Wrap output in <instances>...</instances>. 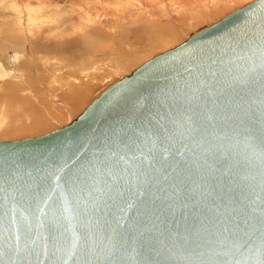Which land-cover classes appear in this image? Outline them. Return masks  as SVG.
Returning <instances> with one entry per match:
<instances>
[{"label": "water", "instance_id": "95a60500", "mask_svg": "<svg viewBox=\"0 0 264 264\" xmlns=\"http://www.w3.org/2000/svg\"><path fill=\"white\" fill-rule=\"evenodd\" d=\"M261 3L0 139V264H262Z\"/></svg>", "mask_w": 264, "mask_h": 264}, {"label": "rangeland", "instance_id": "374dc122", "mask_svg": "<svg viewBox=\"0 0 264 264\" xmlns=\"http://www.w3.org/2000/svg\"><path fill=\"white\" fill-rule=\"evenodd\" d=\"M250 1L0 0V139L67 123L101 84Z\"/></svg>", "mask_w": 264, "mask_h": 264}, {"label": "snow or ice", "instance_id": "6c2138e0", "mask_svg": "<svg viewBox=\"0 0 264 264\" xmlns=\"http://www.w3.org/2000/svg\"><path fill=\"white\" fill-rule=\"evenodd\" d=\"M261 10H264V3H261L259 6H258ZM260 25H261V40L262 42H264V11H262L261 13V17H260ZM69 181H71L73 178L71 176H69ZM262 264H264V262H262Z\"/></svg>", "mask_w": 264, "mask_h": 264}, {"label": "bare ground", "instance_id": "6f19581e", "mask_svg": "<svg viewBox=\"0 0 264 264\" xmlns=\"http://www.w3.org/2000/svg\"><path fill=\"white\" fill-rule=\"evenodd\" d=\"M3 26H5V28H8V24H4ZM81 90V89H80ZM78 91V90H77ZM83 91H85V90H83ZM87 91V90H86ZM79 93V92H78ZM84 93V92H83ZM79 95V94H78ZM86 98V97H85ZM68 100V99H67ZM70 100H71V98H70ZM73 101V100H72ZM78 100H76V102H77ZM76 102H75V104H76ZM79 102V101H78ZM84 103V102H83ZM83 105V104H82ZM79 108V107H78ZM36 109H38V108H36ZM43 109V108H42ZM40 111V110H39ZM2 120V119H1Z\"/></svg>", "mask_w": 264, "mask_h": 264}]
</instances>
